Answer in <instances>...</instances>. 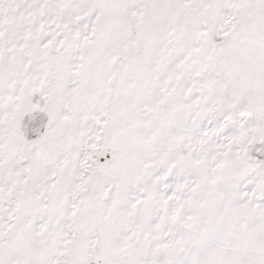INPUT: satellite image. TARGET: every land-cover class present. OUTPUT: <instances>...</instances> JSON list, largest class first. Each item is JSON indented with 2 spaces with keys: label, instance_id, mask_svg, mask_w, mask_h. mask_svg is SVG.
I'll use <instances>...</instances> for the list:
<instances>
[{
  "label": "snow or ice",
  "instance_id": "6c2138e0",
  "mask_svg": "<svg viewBox=\"0 0 264 264\" xmlns=\"http://www.w3.org/2000/svg\"><path fill=\"white\" fill-rule=\"evenodd\" d=\"M0 264H264V0H0Z\"/></svg>",
  "mask_w": 264,
  "mask_h": 264
}]
</instances>
